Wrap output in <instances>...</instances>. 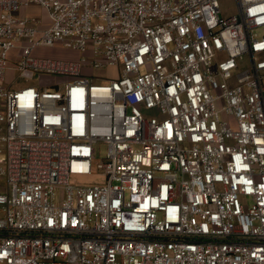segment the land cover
<instances>
[{
  "label": "built area",
  "instance_id": "obj_1",
  "mask_svg": "<svg viewBox=\"0 0 264 264\" xmlns=\"http://www.w3.org/2000/svg\"><path fill=\"white\" fill-rule=\"evenodd\" d=\"M236 10L0 0V264H264V0Z\"/></svg>",
  "mask_w": 264,
  "mask_h": 264
},
{
  "label": "rangeland",
  "instance_id": "obj_2",
  "mask_svg": "<svg viewBox=\"0 0 264 264\" xmlns=\"http://www.w3.org/2000/svg\"><path fill=\"white\" fill-rule=\"evenodd\" d=\"M222 12L226 16H231L235 13H237L236 10V0H219ZM15 17L21 18L23 16H39V17H45V12L38 8H32L28 11L19 12L17 14H14ZM17 51H13L9 55V60L11 65L13 66L15 64ZM37 57H43V58H50V57H56L60 59H75L77 58V54L74 53L71 50L65 49L61 46H58L55 49H41L35 54ZM78 59V58H77ZM97 75L104 78L102 81L97 82V84L100 85H106L111 80L116 78L117 74L116 71L113 69H107L102 72H97ZM9 77L12 80H15L17 82L18 87H24L27 85V82L25 80H21L16 78L17 74L12 75V73H9ZM36 81H39V78L36 76L30 83H35ZM47 82H50V79L46 80ZM106 155V146L104 144L98 145V152L96 156L94 157V164H99ZM71 183L74 185H82V186H94V185H102L105 183V176L103 175H97L94 174L93 176L89 178H73L71 180Z\"/></svg>",
  "mask_w": 264,
  "mask_h": 264
}]
</instances>
